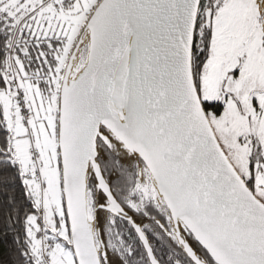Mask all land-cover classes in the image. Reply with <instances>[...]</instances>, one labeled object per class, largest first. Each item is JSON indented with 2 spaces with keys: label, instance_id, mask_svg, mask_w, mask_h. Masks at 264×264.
I'll use <instances>...</instances> for the list:
<instances>
[{
  "label": "snow or ice",
  "instance_id": "snow-or-ice-1",
  "mask_svg": "<svg viewBox=\"0 0 264 264\" xmlns=\"http://www.w3.org/2000/svg\"><path fill=\"white\" fill-rule=\"evenodd\" d=\"M217 63L222 99L209 100L202 78ZM0 73L2 92L35 89L33 125L55 142L64 216L69 179H82L85 223L101 231L96 264H127L109 248L117 222L149 264H264V142L254 131L264 128V0H0ZM189 75L210 126L223 116L231 128L229 100L247 121L236 145L250 175L233 167L254 200L193 118ZM15 91L26 116L28 93ZM0 123V185L14 180L28 199L2 104ZM216 143L226 156L237 150L228 137ZM19 255L33 264L26 245Z\"/></svg>",
  "mask_w": 264,
  "mask_h": 264
},
{
  "label": "rangeland",
  "instance_id": "rangeland-1",
  "mask_svg": "<svg viewBox=\"0 0 264 264\" xmlns=\"http://www.w3.org/2000/svg\"><path fill=\"white\" fill-rule=\"evenodd\" d=\"M218 64L214 65L213 70L202 78V90L205 98L209 100H216ZM20 87L28 93V103L26 105L31 112L28 120L24 119L21 109L14 101V90L10 95L7 92H1L0 104L4 108L7 126L13 133L14 143L12 147L15 148L16 156L22 161L29 176L26 181L28 192L35 201V205L39 207L37 216L28 220L29 228L27 232L31 243V252L43 264H45V260L49 264H75L66 216L62 213L61 201L63 193L59 186V174L55 166L56 145L54 140L49 139L42 123L37 126L33 125V122L38 119L36 107L32 102L31 96L35 89H32L28 83H24ZM37 97L39 98V94H37ZM45 106H47L46 102ZM225 115L231 120L230 129L224 128L221 123L224 119L223 116L221 121H216L211 124V127L215 129V137L216 139L219 138L220 143H224V138L228 137L232 145L237 149L235 153L228 151L227 148H225V151H228L227 157L229 161L231 160V164L240 168L246 179L248 177L246 170L248 159L243 150L236 145V137L249 130L248 124L237 118L230 100L225 105ZM208 119L210 122L211 116ZM25 121L28 122L27 129L24 127ZM254 131L259 137L263 134L262 128H257ZM49 150L52 152L51 165L49 164ZM33 168L40 169V175H33ZM37 220L40 221L39 225L36 223ZM47 235L51 237H47Z\"/></svg>",
  "mask_w": 264,
  "mask_h": 264
},
{
  "label": "water",
  "instance_id": "water-1",
  "mask_svg": "<svg viewBox=\"0 0 264 264\" xmlns=\"http://www.w3.org/2000/svg\"><path fill=\"white\" fill-rule=\"evenodd\" d=\"M186 87L190 93L188 99L192 102L193 118H195L196 113L199 114L198 118L202 122V128L207 129V135L213 137L212 144L216 146V150L219 152V160L223 161V165L226 167L227 172H230L232 176L236 178V182L241 190V195H246L248 198L254 200V197H252L251 193L245 188L244 180L240 179V176L237 175L233 165L229 163L228 157L224 152L220 151L219 145L216 143L217 139L213 136V129L210 126V122L208 118L205 119L200 101L196 97V92L192 86V78L190 75L187 77ZM69 188L68 215L66 216V220L73 255L75 258H79L81 264H96V248L94 247L95 242L93 234L85 223L83 184L81 179L77 178L75 174L69 179Z\"/></svg>",
  "mask_w": 264,
  "mask_h": 264
},
{
  "label": "trees",
  "instance_id": "trees-1",
  "mask_svg": "<svg viewBox=\"0 0 264 264\" xmlns=\"http://www.w3.org/2000/svg\"><path fill=\"white\" fill-rule=\"evenodd\" d=\"M16 67L19 68L20 65L17 64ZM18 86L20 87L19 84ZM12 87L15 91L16 87L14 83ZM16 96L17 93L15 91L14 101L17 103L15 100ZM24 107L28 108L26 104ZM28 110L31 116L30 109L28 108ZM3 126L0 123V127ZM27 196L28 199H25V193L21 191V188L14 180L10 181L7 186L0 185V255L3 256L5 264H25L19 255L20 249L24 248L25 245L29 252V258L33 260V264H43L41 260L32 255L29 237L27 240L24 239L25 228H27V231L29 228V223L28 221L27 223L25 222L24 217L31 212L32 207L37 208V213L39 212V207L35 205V201L29 192H27ZM29 200L34 202L31 207L29 206ZM17 237H19L22 243L17 244L14 242Z\"/></svg>",
  "mask_w": 264,
  "mask_h": 264
},
{
  "label": "flooded vegetation",
  "instance_id": "flooded-vegetation-1",
  "mask_svg": "<svg viewBox=\"0 0 264 264\" xmlns=\"http://www.w3.org/2000/svg\"><path fill=\"white\" fill-rule=\"evenodd\" d=\"M217 66H218V69H217L218 70V80H217V87H216V91H217L216 100L222 99L220 96H218V90H219L220 79H221V70H220L219 64ZM246 99L247 98L245 97V101ZM262 100H264V97H262ZM230 103L235 110V114L237 118L241 121L247 122L246 120H243L241 118L239 110L236 107V104L232 100H230ZM249 109H250V106H249ZM262 132L263 134L262 136H260V139L262 142H264V128H262ZM246 170L249 176L250 173L248 171V161L246 163ZM111 223L112 222H109V227H111ZM117 231H119L120 233L119 236L116 235ZM92 232H93V238H94L95 245H99V241L101 238V231H92ZM121 236L123 237V239L120 238ZM156 247H157L156 243L153 242V248H156ZM109 248L112 251L114 259H117L118 257H123L126 260L127 264H149V257L145 255L144 246L141 244L139 240H137L136 234L133 233L131 229L124 223L117 222L116 227L111 230ZM129 248L132 249V253L130 255L127 254V250ZM161 250L166 251V249H161Z\"/></svg>",
  "mask_w": 264,
  "mask_h": 264
},
{
  "label": "built area",
  "instance_id": "built-area-1",
  "mask_svg": "<svg viewBox=\"0 0 264 264\" xmlns=\"http://www.w3.org/2000/svg\"><path fill=\"white\" fill-rule=\"evenodd\" d=\"M14 85L16 88L19 87L18 84H16V83H14ZM15 100L17 101L18 104L20 103L19 99H17V96H16ZM21 114H22V112H21ZM22 116L24 117L25 120H28L30 118L29 111H28V115L25 116L22 114ZM45 264H49L48 261L45 260Z\"/></svg>",
  "mask_w": 264,
  "mask_h": 264
},
{
  "label": "bare ground",
  "instance_id": "bare-ground-1",
  "mask_svg": "<svg viewBox=\"0 0 264 264\" xmlns=\"http://www.w3.org/2000/svg\"><path fill=\"white\" fill-rule=\"evenodd\" d=\"M81 182H82V184H83V181H82V179H81ZM92 231V230H91ZM92 234H93V232H92Z\"/></svg>",
  "mask_w": 264,
  "mask_h": 264
},
{
  "label": "crops",
  "instance_id": "crops-1",
  "mask_svg": "<svg viewBox=\"0 0 264 264\" xmlns=\"http://www.w3.org/2000/svg\"><path fill=\"white\" fill-rule=\"evenodd\" d=\"M49 237V236H48ZM51 237V236H50Z\"/></svg>",
  "mask_w": 264,
  "mask_h": 264
}]
</instances>
